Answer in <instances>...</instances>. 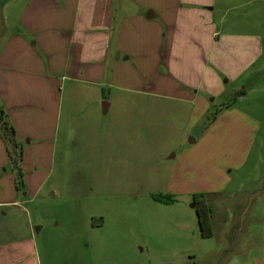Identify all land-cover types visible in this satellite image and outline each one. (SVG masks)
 I'll return each instance as SVG.
<instances>
[{
    "label": "crops",
    "instance_id": "1",
    "mask_svg": "<svg viewBox=\"0 0 264 264\" xmlns=\"http://www.w3.org/2000/svg\"><path fill=\"white\" fill-rule=\"evenodd\" d=\"M232 2L0 5V109L22 150L24 182L19 188L0 134V252L24 255L29 244L35 250L42 230L46 246L52 236L63 238L52 224L41 225L56 220L36 208L57 190L54 175L63 174L73 197L84 189L137 190L145 183L174 197L172 204H151L169 214L164 219L177 227L183 245L185 227L193 224L190 198L202 194L213 236L200 237L219 246L206 256L217 254L218 264H264V177L255 189L252 172L245 174L258 123L235 106L253 89L216 111L211 104L218 78L247 81L264 55L259 36L257 57L249 23L227 19ZM232 37L241 39L242 52L223 63ZM95 216L70 212L66 238H76L81 225L102 228L103 218Z\"/></svg>",
    "mask_w": 264,
    "mask_h": 264
},
{
    "label": "rangeland",
    "instance_id": "2",
    "mask_svg": "<svg viewBox=\"0 0 264 264\" xmlns=\"http://www.w3.org/2000/svg\"><path fill=\"white\" fill-rule=\"evenodd\" d=\"M8 1L0 0V5ZM232 1V4L226 5L224 13L230 10L227 19L236 17L241 26L249 23L247 26L257 37L253 41L258 57L261 41L258 37L262 36L264 40V0ZM10 11L13 12L9 15L13 24L16 12ZM242 18L247 20L243 21ZM231 39L235 41L232 46H227L223 63L242 52L241 39ZM224 41L225 37L221 43ZM262 44L264 48V41ZM262 57L256 73L247 81L235 85L234 80L229 82L227 77L218 78L213 86L215 96L211 97L214 100L211 102L213 111H216L225 102L235 103L239 90L253 89L245 100L238 101L235 106L253 115L258 123L255 147L245 171L246 175L252 172L251 186L255 189L261 187L259 182L264 177V55ZM215 68L216 65L211 66V70ZM208 86L210 83L206 82L205 88ZM235 88L239 89L234 91ZM53 181L56 182L57 190L54 194L50 191L43 197V205H36V208L40 214L56 220L53 223L44 221L41 225L50 228L54 226L58 232L63 233V238L52 236L49 238L50 244L46 246L44 243L47 238L42 230L34 237L35 250L29 244L24 249V255L0 252V264H36L37 261L39 264H218L217 254L206 256L211 251L216 252L219 246L215 240L201 239L193 208V195L190 198L193 224L185 227L188 237L186 245H183L177 227L164 219L169 214L162 209H153L151 204L152 201L163 203L162 198L171 196L163 194L152 184L145 183L137 190H123L120 187L84 189L78 197H73L71 191H68L70 181L66 184L63 174H55ZM73 211L81 215L96 213L94 218H103L104 225L100 229L88 230L81 225L79 235L67 239L64 217ZM57 223L61 225L57 227Z\"/></svg>",
    "mask_w": 264,
    "mask_h": 264
},
{
    "label": "trees",
    "instance_id": "3",
    "mask_svg": "<svg viewBox=\"0 0 264 264\" xmlns=\"http://www.w3.org/2000/svg\"><path fill=\"white\" fill-rule=\"evenodd\" d=\"M244 93V89H241L237 94L241 95ZM0 134L7 143L9 148L10 159L12 161L14 170L17 174L18 187H23V172H22V150L16 138V133L9 122L5 112L0 109ZM193 208L196 211L199 229L203 238H211L213 236V227L211 223V210L204 201L202 194L193 195ZM161 201L166 204H172L175 202L174 197L162 198Z\"/></svg>",
    "mask_w": 264,
    "mask_h": 264
}]
</instances>
